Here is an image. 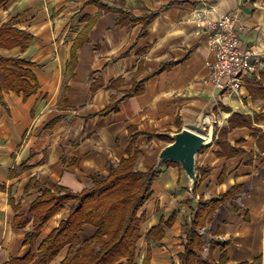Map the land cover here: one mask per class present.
<instances>
[{
    "label": "crops",
    "instance_id": "0c3cea01",
    "mask_svg": "<svg viewBox=\"0 0 264 264\" xmlns=\"http://www.w3.org/2000/svg\"><path fill=\"white\" fill-rule=\"evenodd\" d=\"M236 10L243 27L241 47L261 64L243 78L238 92L227 93L211 81L215 56L208 34L195 22ZM121 12L137 21L118 24ZM93 18L69 72L71 49ZM4 24L31 41L25 50L0 48V57L32 63L39 88L25 100L4 92L0 103V264H32L23 258L37 254L67 218L73 201L63 202L25 243L32 231L29 208L44 190L80 192L95 175L108 176L111 166L135 151L137 170L158 172L139 212L144 221L136 264H144L148 244L147 264H179L184 229L199 201L224 195L235 185L237 194L199 230L205 239L202 256L219 262L224 255L226 264H264V150L256 142L264 132V0H0V27ZM64 84L66 103L61 105ZM135 87L137 95L122 98ZM118 100L116 112L93 116ZM235 114L251 124L228 132V145L241 153L217 155V133ZM182 128L209 139L196 156L194 192L179 164L157 165L160 150L172 142L160 137L171 138ZM203 170H208L204 177ZM19 215L28 219L21 228L13 225ZM160 223L163 237L148 243V232ZM95 231L86 224L77 235L82 241ZM67 250L47 264H60Z\"/></svg>",
    "mask_w": 264,
    "mask_h": 264
},
{
    "label": "trees",
    "instance_id": "16d2710c",
    "mask_svg": "<svg viewBox=\"0 0 264 264\" xmlns=\"http://www.w3.org/2000/svg\"><path fill=\"white\" fill-rule=\"evenodd\" d=\"M102 7L103 10L110 11L105 6ZM94 20L95 18L91 19L85 26L71 49L67 68L69 72L72 71L76 62V49L87 40V32ZM135 21L137 19L121 12L118 24L126 25ZM30 41L31 37L28 34L8 24L0 27V48L11 49L20 46L22 50H25ZM31 66L32 63L21 58L0 57L1 104L4 92L21 95L25 100L37 91L39 86L29 69ZM164 68L166 65L160 70ZM66 90L67 87L64 84L59 100L61 105L66 103ZM137 94L138 90L135 87L126 92L122 98ZM118 102L119 100L109 104L93 116L103 117L111 112H116ZM235 118L239 120L234 122ZM236 126L251 127V124L247 117L233 115L228 126L220 128L217 133L215 143L221 149L217 155L231 157L241 153V150L230 147L227 143L228 132ZM160 138L167 142L172 141L168 137L161 136ZM256 142L258 148L264 150V132L257 135ZM128 151L130 152V149ZM137 159L138 153L135 151L133 155L122 159L116 166H111L108 176L95 175L92 178V185L80 192L72 193L68 189L62 188L60 193L55 194L50 190H44L29 208L32 217V231L25 236V243L32 242L33 238L39 234L40 229L60 210L63 202L73 201V205L67 218L61 221L42 241L38 253H29L22 261H34L32 264H47L61 249L68 246L67 254L60 264H136V244L140 238V224L144 221L143 214H139V212L150 197L151 182L158 175V172L153 168L147 172L137 170ZM164 164L173 163L165 162ZM207 173L208 170H203L202 177ZM28 189H30V184L26 191ZM238 189L239 186L235 185L224 195L199 201L190 223L184 229L186 241L184 251L179 255V264H226L224 255L219 262L203 258L202 247L205 244V239L199 230L210 222L219 205L234 197ZM192 191H195V187ZM27 223L28 219L24 215L15 216L13 219L15 227L21 228ZM86 224L95 227L96 231L92 236L81 241L77 234ZM168 224L170 223H165V225ZM163 235L160 223L150 229L147 234V242H158ZM212 244L210 248H212ZM149 256L148 244L144 264H147Z\"/></svg>",
    "mask_w": 264,
    "mask_h": 264
},
{
    "label": "built area",
    "instance_id": "2783aa9c",
    "mask_svg": "<svg viewBox=\"0 0 264 264\" xmlns=\"http://www.w3.org/2000/svg\"><path fill=\"white\" fill-rule=\"evenodd\" d=\"M196 28L208 34L209 48L215 56L211 67V81L214 87L227 93L240 90L243 78L253 74L261 61L252 51L241 47L239 12L224 13L216 18L196 20Z\"/></svg>",
    "mask_w": 264,
    "mask_h": 264
},
{
    "label": "water",
    "instance_id": "95a60500",
    "mask_svg": "<svg viewBox=\"0 0 264 264\" xmlns=\"http://www.w3.org/2000/svg\"><path fill=\"white\" fill-rule=\"evenodd\" d=\"M171 139L172 142L160 150L157 165L165 162L179 164L193 189L197 184L196 156L207 145L206 137L189 128H182L172 134Z\"/></svg>",
    "mask_w": 264,
    "mask_h": 264
},
{
    "label": "bare ground",
    "instance_id": "6f19581e",
    "mask_svg": "<svg viewBox=\"0 0 264 264\" xmlns=\"http://www.w3.org/2000/svg\"><path fill=\"white\" fill-rule=\"evenodd\" d=\"M207 143H209V139H206Z\"/></svg>",
    "mask_w": 264,
    "mask_h": 264
}]
</instances>
